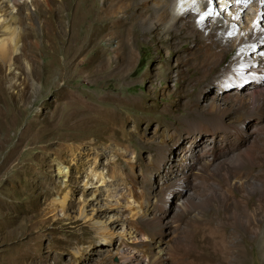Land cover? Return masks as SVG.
<instances>
[{"label": "rangeland", "instance_id": "obj_1", "mask_svg": "<svg viewBox=\"0 0 264 264\" xmlns=\"http://www.w3.org/2000/svg\"><path fill=\"white\" fill-rule=\"evenodd\" d=\"M19 1L32 33L0 61V264H264V83L232 67L264 75L251 2L190 0L208 39L153 33L138 0L129 20L112 0ZM120 18L133 27L110 38ZM246 27L261 40L236 42Z\"/></svg>", "mask_w": 264, "mask_h": 264}, {"label": "bare ground", "instance_id": "obj_2", "mask_svg": "<svg viewBox=\"0 0 264 264\" xmlns=\"http://www.w3.org/2000/svg\"><path fill=\"white\" fill-rule=\"evenodd\" d=\"M220 1L222 2V0H220ZM225 1L226 0H224V2ZM242 1L243 2H246V1H250L251 2L249 4L254 9V13H253L254 16L252 18V21H254L253 26H255V24L257 22V27H259V29L262 32L260 30L254 29V27H252V28L249 27L250 29H248L247 28L248 26H247L243 31H241L242 32L241 33L242 36L240 34V36L238 37L236 42H238V41L239 42H245L246 44L248 43L250 45L248 40L260 39V37H261V39L264 40V0H242ZM31 2H36V0H31ZM138 2L140 4H142V11H143L144 14L153 15L154 18L157 20L156 26L151 29L153 33H157L158 32L157 28L160 26V25L158 26V24H160V22H163V20H164V23H166V25H165L166 27H165L164 31H168V30H171V29L182 28V27H185V25H190L189 27H193L192 28L193 30L192 29L191 30L195 31V33H196L197 31L195 30V28L196 29L197 28L201 29L203 27V29H204L206 27L207 29L204 30L205 32H203V33L209 39L210 36H211V30H213V31L215 30L214 26L210 27L209 23L207 24L206 23V19H204V18H201L198 21H196V24L193 23L194 25L193 24H185V23H187V21H189V20H187V18H194L198 13H201L200 11L196 12V9L199 7L198 1H195L194 5L191 6V8L188 7V3L190 2V0H138ZM149 2H152L153 5H152L151 8H146L147 4ZM5 3L10 4V7H9L8 10L6 9L7 12L0 13V61L1 62L5 61V59H6V56H7L8 52H9L8 46H11L13 51L17 52L18 43L21 46H24V44H25V42L23 40V38H24L23 36H25V34L26 35H28V34L30 35L32 33L30 31L31 29L28 30L25 27V26H30V24H31L30 22L26 21L29 18V14L25 13V15L18 16L20 14H17L18 12L15 11L16 9L18 10V8H20V6H22L23 4H21L19 0H2L0 5H2L4 7ZM133 3H134V0L133 1L132 0H112L110 3L106 4L107 5L106 13L107 14H111L113 17H115L114 13L115 12L117 13V11H121L123 13H127V14H125V18L127 20H129V19H131V18L136 16L135 10L131 9V7H132L131 5ZM245 4L242 3V4H237V5L243 6ZM35 6H36V4H35ZM173 6L175 7V9H173ZM3 7H2V9L4 10ZM177 8H178V10H177ZM240 11H241V9H240ZM36 12H38L37 8H35L34 14ZM227 16H229V15H227ZM167 17H168V19H167ZM120 20H121V18L120 19H115L113 21V23L110 24V29H109V31H107V36L112 38V35L115 33V31L118 30L121 27L126 30L125 33L129 32L130 29L133 27V25H130L129 21L123 22L122 24L118 23V22H120ZM246 21H248V20H246ZM40 23H41L42 26L45 25L44 24L45 21H43V19L41 17H40ZM22 24H25V25H22ZM213 24L216 25L217 22L214 21ZM17 27H19V29ZM44 27H47V26L45 25ZM208 28H211V30L207 31ZM45 30L47 31V29H45ZM259 31H260V37H259ZM162 32H163V30H162ZM223 32H225V31H223ZM41 37H43V35ZM109 37H108V39H110ZM224 38H226V37L224 36ZM230 40H232V39H230ZM231 43H232V41H231ZM244 44H243V47H244ZM255 44H256V42H255ZM249 45H248V48H252V46L249 47ZM120 46H121V44H120V42H118V48ZM127 46L129 48H131L130 44H128V43H127ZM110 48L112 50L114 49L113 47H109V49ZM244 48H246V45H245ZM261 49H260V52H262ZM114 50H116V46H115ZM252 50H253V48H252ZM205 51H207V49H205ZM255 52H257V51H255ZM10 53H11V51H10ZM253 54H255V53H253ZM244 60H245V58H244ZM248 62L249 63H247V60L245 62L239 61V62H236L237 64L235 63L236 64L235 66H232L235 69V71H233V72L236 73V77L239 79L238 81L243 82V81L248 80V82L250 81L252 84H254L255 82L257 84V81H259L258 83H261V82L264 83V75H263L262 71L260 70L259 64L257 63V61L253 59V60H251V62L250 61H248ZM232 63H234V62H232ZM228 78L226 79V81L228 80ZM232 81H233V79H232ZM238 81H236V82H238ZM229 82H231V80ZM242 85L243 84H241V87H242ZM250 96L251 97H258V98L262 99V98H264V92H263V90H261L259 88H255V91ZM210 97H211L210 98V101H211L210 105H212L216 98L214 99V97H212V96H210ZM231 131L233 132V134L236 136L237 139H239V140L243 139V135H242L243 131H240V132H237V131H234V130H231ZM69 138H72V137L70 136ZM241 146H242V144H241ZM242 155H243V158H245V160H248V161L251 160V158L249 157V154L247 152H243ZM169 163H170V167H169L170 170L175 172V174H174L175 177L179 179L180 184H182V186H183L185 181H187L188 178L190 177L189 168L192 167V165H193V163L191 162V159L189 158V156L187 154H179V153H177L175 155L174 154L171 155V159H170ZM58 167L60 168V166H58ZM179 193H180V191H179ZM178 200H179V197H178ZM64 201H65V196H63V198L61 200V208L64 205ZM161 245L162 244H158L157 245V246H159V248L157 249L158 252H160V250H161V248H160Z\"/></svg>", "mask_w": 264, "mask_h": 264}]
</instances>
